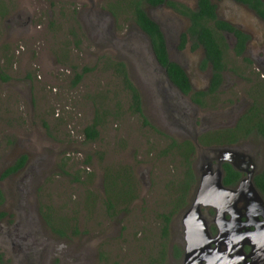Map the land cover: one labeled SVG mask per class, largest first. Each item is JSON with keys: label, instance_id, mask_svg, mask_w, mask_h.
<instances>
[{"label": "rangeland", "instance_id": "rangeland-1", "mask_svg": "<svg viewBox=\"0 0 264 264\" xmlns=\"http://www.w3.org/2000/svg\"><path fill=\"white\" fill-rule=\"evenodd\" d=\"M117 1L0 0V264H147L159 250L170 160L157 158L162 138L129 112L127 89L109 66L123 63L144 88L149 125L154 62L130 13L112 10ZM166 1L195 8L194 0ZM211 2L218 19L250 33L252 56L264 50V24L251 11ZM142 9L169 47H180L186 21L167 7ZM182 52L184 63H199L198 51ZM226 58L239 60L230 50ZM75 73L83 76L72 86ZM95 117L99 136L86 142L82 131ZM21 157L23 167L5 175ZM121 172L134 197L110 216L106 176ZM110 180L113 202L128 198L119 178ZM171 226L167 242L176 219Z\"/></svg>", "mask_w": 264, "mask_h": 264}, {"label": "flooded vegetation", "instance_id": "flooded-vegetation-1", "mask_svg": "<svg viewBox=\"0 0 264 264\" xmlns=\"http://www.w3.org/2000/svg\"><path fill=\"white\" fill-rule=\"evenodd\" d=\"M234 3L251 11L264 24V20L250 8ZM160 7L167 6L150 8ZM170 10L187 23L178 40L180 47L173 50L160 26L147 16L159 27L169 64L176 65L184 73L189 90L184 93L172 82L167 67L157 63L147 37L137 28L147 39L154 62L148 63L154 71L150 78L153 112L148 113L152 126L145 127L162 138L158 140L161 147L156 154L160 160H170L167 162L171 165L167 180L176 181L174 187H177L176 183L181 182L183 173L189 168L194 182L187 191L186 205L176 216L172 215L168 223L167 232L169 228L174 234L171 225L176 219V225H179L176 236L167 242L160 233L159 250L147 264H185L183 218L198 193L205 199L199 206L198 216L206 235L200 239L205 242L204 238L216 240L218 245L211 243L210 249L218 250L227 264H264V50L259 49L258 54L252 56L250 33L218 19L215 7L217 20L228 24L233 31L213 26L218 41L223 43L220 45L221 60L219 63L206 62L205 48L195 45V40L186 33L189 19ZM183 35L186 38L184 44ZM185 46L192 53H200L199 63H184L180 59ZM229 50L234 58L239 59L236 63L227 61L226 52ZM198 74L202 75L203 87L194 83ZM143 89H136L142 112L143 105H147ZM125 176L126 172L124 179ZM172 194L180 196V193ZM167 209L169 212L171 207ZM197 264L208 262L201 260Z\"/></svg>", "mask_w": 264, "mask_h": 264}, {"label": "trees", "instance_id": "trees-1", "mask_svg": "<svg viewBox=\"0 0 264 264\" xmlns=\"http://www.w3.org/2000/svg\"><path fill=\"white\" fill-rule=\"evenodd\" d=\"M239 4L245 5L254 11L260 18L264 20V3L260 0H233ZM196 8L194 10H190L187 7L176 4L174 2L165 1V0H119L112 5L113 11H123L125 10L130 13L131 18L135 26L147 37L150 46L152 48V52L155 56L157 63L162 64L167 67L168 77L172 80V82L184 93L189 90V85L186 80L184 73L174 64H169L171 62L168 61L167 53L165 49V42L162 36V33L159 27L147 16V14L142 9V5L150 6V7H158L160 5H166L168 8L174 10L180 15L187 17L190 21V26L187 30V35L195 40V45H202L206 50V62L211 63H219L221 60V49L220 45L223 44L218 41L215 33L212 28L233 31L232 27L228 24L223 23L217 20L215 15V6L211 3V0H195ZM214 26V27H213ZM186 42L185 35L182 36V44ZM240 48L242 50V45L240 44ZM240 52V50H239ZM111 69L115 72L116 76L120 78L121 82L127 89V93L129 96V106L128 110L133 115H136L138 118L142 120L144 126H148V122L144 117L141 108V100L140 96L136 90V88L129 81L127 72L125 69V65L123 63H109ZM88 69H84V72H87ZM83 74H74V80L72 82V86H76L82 79ZM1 80L6 82L8 78L1 77ZM100 126L99 118L95 117V120L85 127L82 131L83 137L86 142H93L99 136L98 128ZM26 158L21 157L16 164L9 168L5 175H9L11 173L16 172L18 169L22 168L25 163ZM123 172L121 175L107 174L106 183L104 186L105 198H106V210L107 213L111 216L113 215V211L116 205H127L133 199V184L130 181L129 176L124 179ZM184 178L181 182H177V187H174L176 181H168V184L165 186L166 190V207H171V210L166 214H161L160 219L163 223L161 228L162 237H167V226L170 221L172 215H175L179 210H181L186 205V196L187 191L191 184L194 182L193 175L191 170L183 173ZM109 177H112L114 180L121 182L123 188L130 192L128 198L120 197L118 201L115 203L110 195H108V189L111 190L114 186L113 183L108 181ZM125 180V182H123ZM112 183V185H111ZM172 191V192H171ZM172 193H180V196H173ZM53 230V229H52ZM54 232L62 235V231L55 230Z\"/></svg>", "mask_w": 264, "mask_h": 264}, {"label": "water", "instance_id": "water-1", "mask_svg": "<svg viewBox=\"0 0 264 264\" xmlns=\"http://www.w3.org/2000/svg\"><path fill=\"white\" fill-rule=\"evenodd\" d=\"M203 195L197 194L195 202L192 208L187 214L184 215V227H185V264H197L201 260H205L208 264H227L224 261L223 256L218 253V250L210 249V244L218 245L216 240H208L204 238L201 240V236L206 235L205 226L199 221V206L204 204ZM201 234V235H200ZM223 258V261H222Z\"/></svg>", "mask_w": 264, "mask_h": 264}, {"label": "bare ground", "instance_id": "bare-ground-1", "mask_svg": "<svg viewBox=\"0 0 264 264\" xmlns=\"http://www.w3.org/2000/svg\"><path fill=\"white\" fill-rule=\"evenodd\" d=\"M212 192V191H211ZM219 194V193H218ZM223 197V196H222ZM180 217V216H179ZM233 223V222H232ZM235 223V222H234ZM34 261V260H33ZM31 263V262H30ZM34 263V262H33Z\"/></svg>", "mask_w": 264, "mask_h": 264}]
</instances>
